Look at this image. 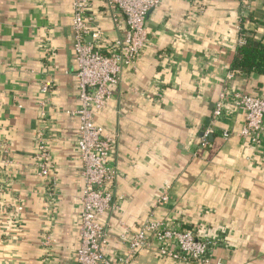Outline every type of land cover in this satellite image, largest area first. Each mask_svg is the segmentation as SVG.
<instances>
[{"label": "crops", "instance_id": "1", "mask_svg": "<svg viewBox=\"0 0 264 264\" xmlns=\"http://www.w3.org/2000/svg\"><path fill=\"white\" fill-rule=\"evenodd\" d=\"M72 2L0 0V264H78L83 163L79 117L71 113L80 103ZM87 12L104 30L109 53L125 36L124 14L98 0ZM239 24L264 41V0H160L146 17L138 62L123 69L94 117L116 138L109 162L122 199L106 247L114 261L127 252L122 234L150 216L168 186L156 219L184 217L220 233L225 241L214 255L225 264H264V146L257 151L239 137L240 111L219 120L208 147L200 146L236 54ZM233 85L264 94V74H237ZM226 129L232 133L224 138ZM40 137L52 156L50 180L35 166ZM48 234L53 244L45 243ZM130 264L187 263L152 248Z\"/></svg>", "mask_w": 264, "mask_h": 264}, {"label": "built area", "instance_id": "2", "mask_svg": "<svg viewBox=\"0 0 264 264\" xmlns=\"http://www.w3.org/2000/svg\"><path fill=\"white\" fill-rule=\"evenodd\" d=\"M95 0H73L71 8L72 48L74 50L79 85V108L71 112L79 117L77 146L83 163V188L81 193L80 233L76 258L78 264H130L138 251L155 248L161 258L187 264H225L214 259L215 250L225 239L205 230L185 226L184 219H156L155 210L163 208L169 201V187H164L158 202L141 224L131 227L122 234L126 253L114 261L108 256L111 215L120 209L116 194L118 170L109 162L116 138L94 120L95 114L108 105L112 87L120 83L123 69L135 66L146 45L148 31L145 20L160 0H98L110 10H120L126 21L125 36L110 44V52L102 50L106 34L88 16V9ZM245 7V6H244ZM238 46L245 45L250 37L239 24ZM235 71H229L221 92L215 101L212 117L200 138V146L208 147L210 138L222 118L235 111L244 114L238 131L239 137L259 151L264 146V94H250L233 85ZM52 82L46 81L41 91L47 93ZM42 105L45 101L41 102ZM232 132L224 130L227 138ZM35 155L37 174L53 178V161L45 140L38 138ZM264 156V151H263ZM55 238L46 235L45 243L53 244Z\"/></svg>", "mask_w": 264, "mask_h": 264}, {"label": "trees", "instance_id": "3", "mask_svg": "<svg viewBox=\"0 0 264 264\" xmlns=\"http://www.w3.org/2000/svg\"><path fill=\"white\" fill-rule=\"evenodd\" d=\"M230 70L231 71L233 70L238 75H243V76L250 75L251 73L264 74V41L249 37L245 45L237 46L236 54L231 63ZM247 93H250V92H247ZM161 191H160V194H161ZM182 219H184L186 227L197 229L199 224L192 225V223L190 224L186 218L183 217ZM142 222L143 221H141L139 224H141ZM215 258L216 257L214 255V259Z\"/></svg>", "mask_w": 264, "mask_h": 264}, {"label": "water", "instance_id": "4", "mask_svg": "<svg viewBox=\"0 0 264 264\" xmlns=\"http://www.w3.org/2000/svg\"><path fill=\"white\" fill-rule=\"evenodd\" d=\"M151 11H152V10H151ZM151 11H150V12H151ZM150 12H149L148 14H150ZM147 16H148V15H147Z\"/></svg>", "mask_w": 264, "mask_h": 264}]
</instances>
